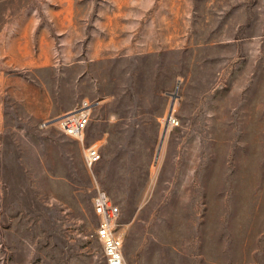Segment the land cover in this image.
I'll list each match as a JSON object with an SVG mask.
<instances>
[{"label":"rangeland","instance_id":"obj_1","mask_svg":"<svg viewBox=\"0 0 264 264\" xmlns=\"http://www.w3.org/2000/svg\"><path fill=\"white\" fill-rule=\"evenodd\" d=\"M73 1L58 65L0 69V264H107L97 188L120 209L123 264H264V0L126 4L153 29L99 54L114 5ZM49 2L0 0V28ZM84 98L81 143L55 121Z\"/></svg>","mask_w":264,"mask_h":264},{"label":"crops","instance_id":"obj_2","mask_svg":"<svg viewBox=\"0 0 264 264\" xmlns=\"http://www.w3.org/2000/svg\"><path fill=\"white\" fill-rule=\"evenodd\" d=\"M49 1L50 6L45 12L25 14L26 22L11 24L10 28L7 25L0 28V69L58 65V40L68 42V29H72L75 33L71 35V39L78 37L79 16L74 11L73 0L66 2L67 5L71 4L70 12L65 10L67 8H63V0ZM58 3L61 7L59 9ZM111 3L114 5L111 9L112 13L104 12L101 20L103 38L97 39L93 45L96 54L105 53L117 46L119 48L123 43L121 37L124 36V44L128 42L130 44L131 39L128 40L127 37L137 39L142 37L144 30L148 31L152 28L144 24L142 9L138 8L137 11L134 7L133 11H127L125 7L126 4L131 3L141 5L142 0H111ZM3 15L7 16V14ZM58 32L63 35L61 38H58Z\"/></svg>","mask_w":264,"mask_h":264},{"label":"built area","instance_id":"obj_3","mask_svg":"<svg viewBox=\"0 0 264 264\" xmlns=\"http://www.w3.org/2000/svg\"><path fill=\"white\" fill-rule=\"evenodd\" d=\"M95 102L82 99L73 109L56 118L59 129L66 135L84 143L85 132L91 120ZM170 120H173L170 117ZM101 158V151L96 143L85 146V161L92 167ZM93 207L98 218L96 236L102 242L107 264H123V237L119 233L118 218L120 209L103 188H97L93 197Z\"/></svg>","mask_w":264,"mask_h":264},{"label":"water","instance_id":"obj_4","mask_svg":"<svg viewBox=\"0 0 264 264\" xmlns=\"http://www.w3.org/2000/svg\"><path fill=\"white\" fill-rule=\"evenodd\" d=\"M174 99L176 98V93H174ZM173 105V104H172ZM172 105H171V109H172ZM171 109H170V112H169V114L171 113ZM165 133H166V127L164 128V131H163V133H162V137H161V142H160V147H161V145H162V142H163V140H164V135H165ZM159 147V148H160ZM158 154H159V151H158Z\"/></svg>","mask_w":264,"mask_h":264}]
</instances>
